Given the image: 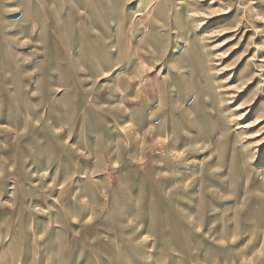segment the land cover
<instances>
[{"label":"rangeland","instance_id":"obj_1","mask_svg":"<svg viewBox=\"0 0 264 264\" xmlns=\"http://www.w3.org/2000/svg\"><path fill=\"white\" fill-rule=\"evenodd\" d=\"M0 264H264V0H0Z\"/></svg>","mask_w":264,"mask_h":264}]
</instances>
